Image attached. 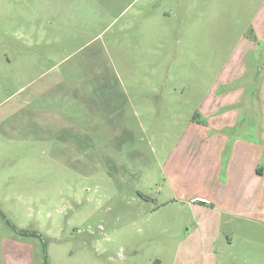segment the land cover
Here are the masks:
<instances>
[{"label":"rangeland","instance_id":"374dc122","mask_svg":"<svg viewBox=\"0 0 264 264\" xmlns=\"http://www.w3.org/2000/svg\"><path fill=\"white\" fill-rule=\"evenodd\" d=\"M263 21L264 0H0V264H264L262 200L221 204L211 142L261 138Z\"/></svg>","mask_w":264,"mask_h":264},{"label":"crops","instance_id":"0c3cea01","mask_svg":"<svg viewBox=\"0 0 264 264\" xmlns=\"http://www.w3.org/2000/svg\"><path fill=\"white\" fill-rule=\"evenodd\" d=\"M262 26H264V21ZM262 26L259 27L258 31L261 35L259 39L264 38V28ZM213 103L216 104V102ZM217 130L220 134L218 137L216 136L217 133L214 137H211L212 144L218 147H225L230 143L231 147V158L225 163L217 161L215 167L217 168L216 176L218 178H216L218 186H214V189L218 191H228L225 194H220L218 192L222 201L221 204L228 209L234 204L239 210L238 212L235 211L238 215H249L255 212L252 209H256L255 206L254 208H249V206L254 205L255 199L259 197L263 204L260 212L264 215V168L259 167L258 162L247 161L248 151L254 153L253 149L260 148L262 153L264 150V130L261 131V138L257 140L252 138L255 137V132L253 130H251L250 133L241 132L239 135L246 137L242 139L235 137L227 139V137L222 134L223 131H221V129H216V131ZM248 136L250 137L249 139H247ZM222 175L225 178L224 181L220 180ZM224 202H229V204H224Z\"/></svg>","mask_w":264,"mask_h":264},{"label":"trees","instance_id":"16d2710c","mask_svg":"<svg viewBox=\"0 0 264 264\" xmlns=\"http://www.w3.org/2000/svg\"><path fill=\"white\" fill-rule=\"evenodd\" d=\"M15 229V227H13ZM20 234H23V231H19Z\"/></svg>","mask_w":264,"mask_h":264}]
</instances>
